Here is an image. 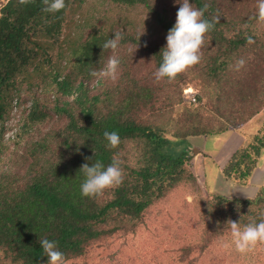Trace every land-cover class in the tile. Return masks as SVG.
<instances>
[{"label":"trees","instance_id":"16d2710c","mask_svg":"<svg viewBox=\"0 0 264 264\" xmlns=\"http://www.w3.org/2000/svg\"><path fill=\"white\" fill-rule=\"evenodd\" d=\"M88 1L65 0L66 9L55 13L44 11L43 0H7L0 8V152L14 149L0 170V264H46L45 238L57 243L65 264H90L98 249L117 258L122 254L111 246L128 245L154 217L173 236L165 249L170 264H244L226 222L264 219V185L251 198L212 191L207 155L189 138L240 128L264 108V22L256 0H190L197 8L208 3L205 17L218 15L219 23L205 37L200 63L159 82L153 74L180 4L103 0L68 40L71 15ZM115 32L123 35L118 48L104 51ZM112 56L120 61L115 81L90 75ZM240 59L245 64L236 70ZM188 86L204 105L187 101ZM15 98L31 105L6 140ZM105 131L119 133L117 148L107 147ZM263 150L262 133L232 155L225 176L246 184ZM114 156L122 161V184L82 196L81 166L100 160L107 167ZM181 189L195 206L172 233L163 215L173 218L169 205ZM257 245L256 259L264 255V243Z\"/></svg>","mask_w":264,"mask_h":264},{"label":"clouds","instance_id":"9594fccd","mask_svg":"<svg viewBox=\"0 0 264 264\" xmlns=\"http://www.w3.org/2000/svg\"><path fill=\"white\" fill-rule=\"evenodd\" d=\"M32 2L33 0H19L21 5H28ZM176 2L180 4L176 13V22L167 33L166 46L160 52L162 62L153 74L157 82L164 79L172 81L188 68L200 63L202 59L201 48L205 43V37L214 30L220 19L218 15H213L211 19L205 17V13L210 7L208 3H205L201 8H197L190 3V0H176ZM43 4L46 6L44 11L51 13L60 12L67 7L65 0H43ZM256 16L259 22H264V0H256ZM144 31L138 35V40L144 34ZM122 39V33L115 32L114 38L108 39L101 47L104 51L108 49L115 51ZM137 48L138 45L135 49H129V51L135 52ZM119 63L120 61L115 56H112L108 59L105 68L99 71L92 70L90 75L106 77L115 81L118 76ZM244 64L245 61L243 59L238 60L236 62V70H239ZM188 87L194 88L193 86ZM21 103L22 101L20 102L18 98H15L11 116L5 122L6 126L11 127L5 131V135H8L7 140L14 138L20 125L22 112L31 105L30 101V105L27 108H24L21 113H17L16 110ZM204 103L203 101V103L199 104L204 105ZM9 129L14 130L11 135L8 133ZM103 135L108 142L107 147L110 149L117 148L121 143L117 131H105ZM121 164L122 161L116 156L113 157L107 167L100 160H95L91 166L88 163H84L79 170L85 177L81 183V195L88 198H96L101 196L106 190L120 186L124 179ZM239 207V204H237V210H239ZM226 226L230 229L231 243L241 254L247 253L258 243H264V219H261L259 223L253 219L243 226L229 219L226 222ZM39 244L47 257L46 264H65L64 254L57 249L55 241L45 238L40 239Z\"/></svg>","mask_w":264,"mask_h":264},{"label":"rangeland","instance_id":"374dc122","mask_svg":"<svg viewBox=\"0 0 264 264\" xmlns=\"http://www.w3.org/2000/svg\"><path fill=\"white\" fill-rule=\"evenodd\" d=\"M6 1L7 0H0V8ZM102 4L103 0H89L83 6H76L74 15H71L67 24L65 37L71 40L77 37V33L81 34L83 31L81 23L91 20L94 17V13L103 7ZM23 102L18 106L16 110L17 113H21L24 108L30 105V100ZM13 131V129H9V135H11ZM5 137L7 140L8 135H5ZM212 141L214 140H211V142ZM191 144L200 148L199 145ZM201 146L203 145L201 144ZM13 150V146L11 145L10 148L3 149V152H0L2 157L0 161V170H2L5 165H8V157ZM263 152L264 150L262 153ZM213 182L214 179L208 183V186L212 189L214 188ZM217 187L226 189L224 193L230 192L227 186L218 184ZM169 206L173 218L169 219L168 214H164L163 218L166 223L171 222L173 224L172 233H175L183 224H186V217L195 206L193 195L187 190L181 189L174 195ZM163 223L160 217H154L149 224L148 230L144 229L138 235H135L128 245L123 247V244L116 242L111 246L114 250H119L122 256L111 259L107 250L98 249L96 258L92 259L90 264H170V255L168 252H165V249L171 247L174 240L172 234L169 233V229H167ZM257 249L261 250V246L256 245L247 253L241 254V259H244V264H264V255L260 256L258 259L255 258Z\"/></svg>","mask_w":264,"mask_h":264},{"label":"crops","instance_id":"0c3cea01","mask_svg":"<svg viewBox=\"0 0 264 264\" xmlns=\"http://www.w3.org/2000/svg\"><path fill=\"white\" fill-rule=\"evenodd\" d=\"M199 95L205 102V98ZM262 133L264 134V108L240 128L229 129L215 135L189 138L190 143L199 145L200 148L195 147L207 155L206 181L210 183L214 179V188H210L212 191L241 198H251L257 195L260 187L264 185V152L246 184H238L228 179L224 174V168L240 147L245 146L254 136L262 135ZM211 140L214 141L211 142ZM218 184L227 186L230 192L224 193L226 189L218 188Z\"/></svg>","mask_w":264,"mask_h":264},{"label":"built area","instance_id":"2783aa9c","mask_svg":"<svg viewBox=\"0 0 264 264\" xmlns=\"http://www.w3.org/2000/svg\"><path fill=\"white\" fill-rule=\"evenodd\" d=\"M185 97L189 102L193 104L203 103L198 92L192 87H188L185 89Z\"/></svg>","mask_w":264,"mask_h":264}]
</instances>
